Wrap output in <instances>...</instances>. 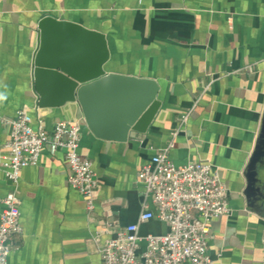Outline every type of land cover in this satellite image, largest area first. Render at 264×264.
<instances>
[{
    "label": "crops",
    "instance_id": "obj_1",
    "mask_svg": "<svg viewBox=\"0 0 264 264\" xmlns=\"http://www.w3.org/2000/svg\"><path fill=\"white\" fill-rule=\"evenodd\" d=\"M48 14L103 32L106 72L157 82L160 105L143 131L103 139L88 129L78 102L36 105L32 56L38 22ZM20 109L34 128L80 125L79 151L91 160L97 187L88 217L67 181L64 150L45 147L16 184L0 168V212L14 189L22 228L6 264H103L98 241L138 222L145 199L138 172L162 151L178 165L210 162L226 186L230 211L208 224L215 263L264 264V194L244 192L264 114V0H0V147ZM167 230L156 218L138 226L140 235Z\"/></svg>",
    "mask_w": 264,
    "mask_h": 264
},
{
    "label": "built area",
    "instance_id": "obj_2",
    "mask_svg": "<svg viewBox=\"0 0 264 264\" xmlns=\"http://www.w3.org/2000/svg\"><path fill=\"white\" fill-rule=\"evenodd\" d=\"M186 117L183 115L182 120ZM31 120L30 114L20 109L8 121L9 138L0 147V168L6 178L16 184L20 169L36 164L45 147L51 151L62 149L70 170L67 181L82 195L86 214L91 217L97 181L91 160L79 151L80 125L58 121L46 131L40 124L34 128ZM138 178L144 184L143 210L138 222L126 225L114 237L98 241L103 264H216L208 253V224L212 218L227 214L230 207L226 186L212 164L190 160L178 165L162 151L140 168ZM1 200L0 264H6L12 237L22 228L15 190L8 191ZM151 218L165 222L168 230L140 235L139 223ZM141 242L145 243L143 248Z\"/></svg>",
    "mask_w": 264,
    "mask_h": 264
},
{
    "label": "water",
    "instance_id": "obj_3",
    "mask_svg": "<svg viewBox=\"0 0 264 264\" xmlns=\"http://www.w3.org/2000/svg\"><path fill=\"white\" fill-rule=\"evenodd\" d=\"M37 27L38 42L32 56L37 106L76 101L88 129L103 139L124 140L130 130L145 129L160 105L154 79L106 72L110 52L103 32L49 14ZM118 117L123 119L115 123ZM245 175V194L262 196L264 114Z\"/></svg>",
    "mask_w": 264,
    "mask_h": 264
}]
</instances>
